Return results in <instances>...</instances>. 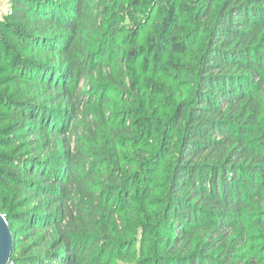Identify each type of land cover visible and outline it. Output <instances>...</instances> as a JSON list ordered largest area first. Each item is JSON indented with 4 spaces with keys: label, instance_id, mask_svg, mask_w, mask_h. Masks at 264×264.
Masks as SVG:
<instances>
[{
    "label": "trees",
    "instance_id": "trees-1",
    "mask_svg": "<svg viewBox=\"0 0 264 264\" xmlns=\"http://www.w3.org/2000/svg\"><path fill=\"white\" fill-rule=\"evenodd\" d=\"M10 3L0 60L27 87L0 96L13 109L0 146L18 147L0 151V212L24 228L11 263L264 264V0L197 6L207 42L189 71L177 66L195 89L164 152L113 112L124 84L112 63L193 51L171 12L145 49L137 23L117 42L116 0Z\"/></svg>",
    "mask_w": 264,
    "mask_h": 264
},
{
    "label": "rangeland",
    "instance_id": "rangeland-1",
    "mask_svg": "<svg viewBox=\"0 0 264 264\" xmlns=\"http://www.w3.org/2000/svg\"><path fill=\"white\" fill-rule=\"evenodd\" d=\"M11 0H0V20L8 14L11 9ZM120 5L127 7L126 13L120 20V29L122 36L117 39V42L124 47L129 45L133 31L130 29L133 23H137L136 31L138 36L136 42L138 46L148 47V40L156 38L159 33V28L164 21L166 13L169 11L173 17V24H178L183 27L187 34H192L194 50L186 56L170 55L160 53L156 60L154 53L148 51L145 56L136 59L131 64L129 62H113L115 76L124 84V89H121L122 100H120L113 112L116 116H121L123 120L126 117L135 123L140 131L143 128L149 129L153 141L151 147L153 150L167 151L171 136L170 125L171 119L177 112V107L180 103L189 102L193 97L195 84L180 77L184 69L189 71L192 65L197 61V55L204 51L207 42V33L200 35L197 31L198 14L197 6H200L203 0H116ZM189 6L190 11L186 12L184 7ZM221 3L215 7V15L220 9ZM125 46V50H127ZM114 61V59H113ZM146 62V63H145ZM177 66L184 69L178 70ZM2 71H5L1 74ZM9 71V72H8ZM16 73H10L9 67L5 62L0 60V96L11 97L14 95L17 99L27 93V87L24 83L15 80ZM134 92L139 97L135 99ZM18 94V95H17ZM120 95V93H119ZM123 99H127L123 102ZM13 110V109H12ZM12 110L6 105H1L0 120L3 121L0 126L11 124L5 119L6 113H11ZM123 112V113H121ZM119 118V117H116ZM4 137L0 136V139ZM143 139V138H142ZM138 144L143 143L139 141ZM17 145L2 147L0 151L8 155H15ZM172 159V158H171ZM169 160L172 161V160ZM165 168V164L161 165L159 175ZM12 195V193H10ZM4 215V214H3ZM5 216V215H4ZM13 232L15 236L23 234L21 225H14ZM12 232V233H13ZM140 243V242H139ZM25 247V246H24ZM23 247V248H24ZM141 256L131 264H139ZM15 264V263H11ZM119 264H128L120 262Z\"/></svg>",
    "mask_w": 264,
    "mask_h": 264
},
{
    "label": "water",
    "instance_id": "water-1",
    "mask_svg": "<svg viewBox=\"0 0 264 264\" xmlns=\"http://www.w3.org/2000/svg\"><path fill=\"white\" fill-rule=\"evenodd\" d=\"M14 238L6 217L0 212V264H11Z\"/></svg>",
    "mask_w": 264,
    "mask_h": 264
}]
</instances>
